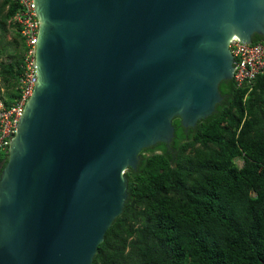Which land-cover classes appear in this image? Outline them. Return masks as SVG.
<instances>
[{
	"label": "water",
	"instance_id": "obj_1",
	"mask_svg": "<svg viewBox=\"0 0 264 264\" xmlns=\"http://www.w3.org/2000/svg\"><path fill=\"white\" fill-rule=\"evenodd\" d=\"M37 81L0 176V264H92L129 168L216 110L264 0H34Z\"/></svg>",
	"mask_w": 264,
	"mask_h": 264
},
{
	"label": "trees",
	"instance_id": "obj_2",
	"mask_svg": "<svg viewBox=\"0 0 264 264\" xmlns=\"http://www.w3.org/2000/svg\"><path fill=\"white\" fill-rule=\"evenodd\" d=\"M18 9L0 0V98L8 107L21 98L25 43L10 22ZM219 88L223 100L211 115L189 127L175 117L171 143L139 153L126 172L123 212L92 264H264V75L246 100L234 78ZM7 162L0 155V176Z\"/></svg>",
	"mask_w": 264,
	"mask_h": 264
},
{
	"label": "built area",
	"instance_id": "obj_3",
	"mask_svg": "<svg viewBox=\"0 0 264 264\" xmlns=\"http://www.w3.org/2000/svg\"><path fill=\"white\" fill-rule=\"evenodd\" d=\"M19 6L18 11L10 20L17 26L25 43V53L21 65L22 72L16 86L20 90L21 98L11 107L0 98V155L9 154L11 141L17 133V126L25 110L26 103L32 96L37 81L36 50L40 29V21L35 10L34 0H11ZM229 48L234 56V79L239 88H247L244 100L253 91L256 78L264 75V43H243L236 36L229 42ZM2 79L0 77V83ZM6 91L4 85L1 93ZM239 167H243L245 161L237 160Z\"/></svg>",
	"mask_w": 264,
	"mask_h": 264
},
{
	"label": "rangeland",
	"instance_id": "obj_4",
	"mask_svg": "<svg viewBox=\"0 0 264 264\" xmlns=\"http://www.w3.org/2000/svg\"><path fill=\"white\" fill-rule=\"evenodd\" d=\"M13 32L12 30H9V33L7 34V37H6V40H9V41H12L13 40ZM3 43L0 42V46L2 45Z\"/></svg>",
	"mask_w": 264,
	"mask_h": 264
},
{
	"label": "clouds",
	"instance_id": "obj_5",
	"mask_svg": "<svg viewBox=\"0 0 264 264\" xmlns=\"http://www.w3.org/2000/svg\"><path fill=\"white\" fill-rule=\"evenodd\" d=\"M251 43H253V42H251ZM1 77V76H0ZM234 78V77H233ZM2 79V78H1ZM2 85H3V82L1 81V83H0V86L2 87ZM1 87H0V90H1ZM5 87V86H4ZM6 89V88H5ZM0 93H1V91H0ZM5 93V92H4ZM11 107V106H10ZM9 155V154H8ZM238 159H243V158H238ZM237 159V160H238ZM244 160V159H243ZM245 161V160H244ZM245 165V164H244ZM253 195H256V192H253Z\"/></svg>",
	"mask_w": 264,
	"mask_h": 264
},
{
	"label": "flooded vegetation",
	"instance_id": "obj_6",
	"mask_svg": "<svg viewBox=\"0 0 264 264\" xmlns=\"http://www.w3.org/2000/svg\"><path fill=\"white\" fill-rule=\"evenodd\" d=\"M222 100H223V98H222ZM222 100H221V101H222ZM218 104H219V103H218ZM216 106H217V105H216ZM170 143H171V142H170ZM152 146H153V145H152Z\"/></svg>",
	"mask_w": 264,
	"mask_h": 264
}]
</instances>
